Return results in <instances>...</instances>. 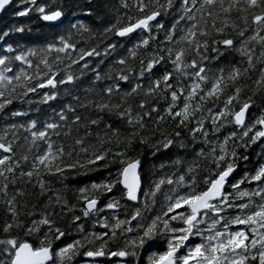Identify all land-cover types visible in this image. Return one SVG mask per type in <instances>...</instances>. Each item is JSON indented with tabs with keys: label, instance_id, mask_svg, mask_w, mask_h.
<instances>
[{
	"label": "snow or ice",
	"instance_id": "snow-or-ice-1",
	"mask_svg": "<svg viewBox=\"0 0 264 264\" xmlns=\"http://www.w3.org/2000/svg\"><path fill=\"white\" fill-rule=\"evenodd\" d=\"M9 9L0 264H264V0Z\"/></svg>",
	"mask_w": 264,
	"mask_h": 264
},
{
	"label": "trees",
	"instance_id": "trees-1",
	"mask_svg": "<svg viewBox=\"0 0 264 264\" xmlns=\"http://www.w3.org/2000/svg\"><path fill=\"white\" fill-rule=\"evenodd\" d=\"M21 4L24 2V0H20ZM12 9H9L8 12L4 13L3 16L0 18V27H3L5 23H20V24H29L33 28L36 27L35 24L32 23V21L35 20V17H22V18H17L14 15H11ZM87 22V21H85ZM45 34H48L49 30L48 29H43ZM15 39H21V42L23 43L26 40H29V37H22L21 34H16L13 36V40ZM31 39H35V37H32ZM10 43L12 42L11 40L9 41ZM15 46V45H14ZM31 46V45H30ZM97 179H100L102 177L97 176Z\"/></svg>",
	"mask_w": 264,
	"mask_h": 264
},
{
	"label": "water",
	"instance_id": "water-1",
	"mask_svg": "<svg viewBox=\"0 0 264 264\" xmlns=\"http://www.w3.org/2000/svg\"><path fill=\"white\" fill-rule=\"evenodd\" d=\"M3 16V14H0V18Z\"/></svg>",
	"mask_w": 264,
	"mask_h": 264
}]
</instances>
